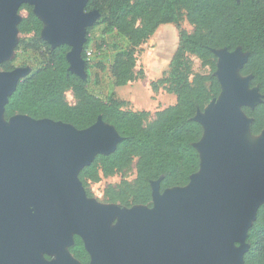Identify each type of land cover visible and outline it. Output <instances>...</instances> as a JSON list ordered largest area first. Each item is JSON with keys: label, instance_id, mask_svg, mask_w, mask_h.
<instances>
[{"label": "water", "instance_id": "water-1", "mask_svg": "<svg viewBox=\"0 0 264 264\" xmlns=\"http://www.w3.org/2000/svg\"><path fill=\"white\" fill-rule=\"evenodd\" d=\"M88 2L0 0V66L14 52L19 12L28 4L44 23L42 38L70 47V71L86 79L87 30L100 18L85 10ZM239 51L214 50L222 92L195 117L204 128L196 144L200 171L187 186L164 192L153 182L152 207L124 210L90 200L79 178L98 155L116 151L117 130L101 117L84 130L28 115L6 120L9 99L30 70L0 69V264H80L68 252L75 236L91 264H245L248 232L264 205V131L253 136L243 110L262 95L241 74L248 55L241 61ZM42 253L58 258L46 261Z\"/></svg>", "mask_w": 264, "mask_h": 264}, {"label": "trees", "instance_id": "trees-1", "mask_svg": "<svg viewBox=\"0 0 264 264\" xmlns=\"http://www.w3.org/2000/svg\"><path fill=\"white\" fill-rule=\"evenodd\" d=\"M21 10H27L28 17L18 26L26 37L17 50L28 55L27 63L34 64L31 74L19 82L10 97L5 119L28 115L84 130L101 117L113 126L122 137L116 151L98 155L79 174L88 196L90 183L126 173L132 166L136 178L132 182L124 179L119 185H109L105 190L108 202L123 208L151 207L153 182L160 180L161 192L190 183L201 168L196 144L204 135V128L195 117L222 92L215 76L218 58L214 50L241 49L248 55L241 74L251 76V87L258 88L262 102L243 110L252 119L251 134L256 137L264 131V0H89L85 10L100 13L95 26H104L108 35H118L128 42L118 50L112 66L116 86L138 79L135 48L149 41L160 26L180 27L181 20L186 18L194 27L192 33L178 31L179 44L169 71L151 84L155 93L164 87L166 92L176 95L177 102L157 112L150 123L149 112L124 110L126 102L119 98L103 99L90 89L92 78L86 55L90 41L83 49L87 77L82 79L70 71L67 60L70 47L53 48L42 38L44 23L34 14L33 7L24 4ZM93 28H88V33ZM188 56L197 57L203 66L210 68V73L191 78L192 63ZM0 69L13 70V61L5 62ZM69 91L74 94L75 105L67 101ZM247 244L245 264H264V205L248 232ZM69 250L76 256L85 255L80 237L75 236L74 246Z\"/></svg>", "mask_w": 264, "mask_h": 264}, {"label": "rangeland", "instance_id": "rangeland-1", "mask_svg": "<svg viewBox=\"0 0 264 264\" xmlns=\"http://www.w3.org/2000/svg\"><path fill=\"white\" fill-rule=\"evenodd\" d=\"M27 17H28L27 10H21L19 12V18L21 21ZM96 22L92 26H90L94 28L90 33H88L87 31V35H86V43L90 41L89 48L86 52V55L90 61L89 66H90V72L92 78L91 79L92 81L89 84L90 89L93 92H95L97 95L101 96L103 99H107V98L117 99L118 97L115 93L116 90L120 98L124 100L127 99L133 103L131 104V106H129L128 104L124 105L123 109L127 111L129 110L131 111L133 105H135V109H141L145 107L149 108L155 104H159L161 99L155 101L151 98L155 93L150 85L152 84V82L161 80L163 78V75L169 71L171 59L175 51L170 49L169 51H167L168 54L164 55L162 53L163 50V48L161 47L162 44L157 43L156 46L154 45L156 41L153 42V40H158V36L156 35L157 34L156 32V34L153 37H151L149 41L135 48V55L137 58V66L135 72L137 74L138 79L134 81V83L125 86H116L115 79L112 73V66L115 61V57L119 52L118 50L126 47L128 45V42L123 38L118 37V35L116 36L108 35L106 30L104 29L105 28L104 26H95ZM175 28H177L178 31L186 30L188 33H192L194 31V27L188 23L186 18H183L181 20L180 27L175 26ZM25 37L26 36L22 35L21 33L18 35L17 45L9 61H13L14 69L27 68L30 70V74H31L34 63H27L28 55L21 50L20 51L17 50L20 41ZM171 39L175 40V35L172 34ZM174 44L175 43L171 44L172 49L174 47ZM157 46H158V50L157 49L155 50L154 48ZM176 48L177 46L175 47V50ZM237 57L239 60L243 61L246 55L241 51H239L237 53ZM188 58L192 63L191 78H193L198 74L207 75L210 73L211 71L210 68L203 66L202 62L197 57L188 56ZM86 75H87V71H86ZM160 90H164V87H161ZM169 97L170 98L165 97L166 98L164 99L165 104L153 108L154 111L149 112L150 115L148 117V123L155 120L157 113L155 111L156 109L157 110H161L164 108L166 109L169 106H171V104L174 103L176 97L171 94H169ZM66 98L71 105L76 104V99L72 91L67 92ZM247 136L255 144L258 143L259 138L250 137L249 135ZM135 178H136V170L134 169V166H132L131 169L126 173L123 174L118 173L114 176L107 178L103 177L101 181L98 183L92 182L88 187V190L90 192L89 199L102 207L115 206L121 210H124L125 208L121 207L119 204L110 203L107 201L105 197V190L109 185H119L124 179L128 180L129 182H132L134 181ZM152 206H153V202H152ZM139 207L140 206H133L132 208L136 209ZM118 221H119V217L115 219L113 225H116ZM72 246L73 244L69 247V249ZM68 252L73 259L78 261L80 264H83L70 252V250ZM42 254L46 261H54L58 258L54 254H47V253H42Z\"/></svg>", "mask_w": 264, "mask_h": 264}, {"label": "crops", "instance_id": "crops-1", "mask_svg": "<svg viewBox=\"0 0 264 264\" xmlns=\"http://www.w3.org/2000/svg\"><path fill=\"white\" fill-rule=\"evenodd\" d=\"M172 34L175 35V40H172V39H171ZM156 35L158 36V40H153V42L156 41V43H155L154 45L156 46L157 43L162 44V45H161V47L163 48L162 53H163L164 55H167V54H168L167 51H169L170 49L176 51V50H175V47H176V46L178 47V44H179V32H178L177 28H175L174 25H171V24H168V25H162V26L159 27V29L157 30V34H156ZM172 43H175L173 49H172V46H171ZM154 49H155V50H156V49L158 50V46L155 47ZM176 49H177V48H176ZM132 83H134V82H132ZM129 84H131V83H129ZM139 84H140V83H139ZM150 86H151V85H150ZM115 93H116V95H117V97H118L119 99H121L122 101L126 102L129 106H131V104H133L131 101H129V100H127V99L124 100V99L120 98V96L118 95V93L116 92V90H115ZM154 93H155V92H154ZM169 94H171V93H168V92H166L165 90H160L159 92L155 93V94L151 97V98H152L153 100H155V101H158L159 99H161V101L159 102V104H155V105H153V106H151V107H149V108L145 107L146 109H145V108L135 109V105H133L132 111H135V112H142V111L150 112V111H152V112H153V111H154L153 108H156V107H159V106H162L163 104H165L164 99H166L165 97L170 98V97H169ZM167 95H168V96H167ZM171 95H174V94H171ZM174 96L176 97V95H174ZM162 99H163V100H162ZM175 100H176V102H177V97L175 98ZM175 100H174V103L171 104V106H173V105L176 104ZM172 102H173V101H172ZM164 109H165V108H164ZM164 109H161V110H164ZM161 110H157V109H156L155 111H156V112H159V111H161ZM156 112H155V113H156Z\"/></svg>", "mask_w": 264, "mask_h": 264}, {"label": "flooded vegetation", "instance_id": "flooded-vegetation-1", "mask_svg": "<svg viewBox=\"0 0 264 264\" xmlns=\"http://www.w3.org/2000/svg\"><path fill=\"white\" fill-rule=\"evenodd\" d=\"M79 237V236H78ZM75 238V237H74ZM82 240V239H81ZM83 241V240H82ZM84 244V242H83ZM74 246V244H73ZM72 246V247H73ZM84 250H85V255H82V256H76L74 255L78 260H80L83 264H90L91 261H92V257L90 255V253L87 251L86 247H85V244H84Z\"/></svg>", "mask_w": 264, "mask_h": 264}, {"label": "bare ground", "instance_id": "bare-ground-1", "mask_svg": "<svg viewBox=\"0 0 264 264\" xmlns=\"http://www.w3.org/2000/svg\"><path fill=\"white\" fill-rule=\"evenodd\" d=\"M241 140L243 141V142H245V144L247 145V146H250L251 147V145H253V142L251 141V140H249L248 138H246V137H241Z\"/></svg>", "mask_w": 264, "mask_h": 264}]
</instances>
